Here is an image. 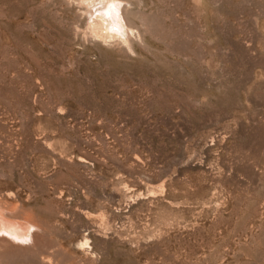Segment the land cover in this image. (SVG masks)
I'll return each mask as SVG.
<instances>
[{
    "label": "rangeland",
    "instance_id": "1",
    "mask_svg": "<svg viewBox=\"0 0 264 264\" xmlns=\"http://www.w3.org/2000/svg\"><path fill=\"white\" fill-rule=\"evenodd\" d=\"M96 1L0 0V264H264V0Z\"/></svg>",
    "mask_w": 264,
    "mask_h": 264
},
{
    "label": "bare ground",
    "instance_id": "2",
    "mask_svg": "<svg viewBox=\"0 0 264 264\" xmlns=\"http://www.w3.org/2000/svg\"><path fill=\"white\" fill-rule=\"evenodd\" d=\"M83 1H85L86 3L89 0H83ZM107 1H108V4H107L106 9L103 4L104 7H100L98 9L99 13L95 16V19H93V21L90 22L89 27L92 31V34L99 37V39L100 38L102 40H104L105 38H107L108 40L109 38L120 39L119 37H121L124 34V30L122 26L120 25V19H122L121 18L122 13L120 11V15H119V10H120L119 5L117 4V2H115V0H107ZM10 225L11 224H9L4 214L0 213V234H1L0 238L2 237V234L4 233L9 237H14L15 239H19V240L21 238L23 240V238L26 237L25 235L26 233L23 234L22 232L15 230L16 228L14 227L12 228L11 227L12 225L11 226Z\"/></svg>",
    "mask_w": 264,
    "mask_h": 264
}]
</instances>
